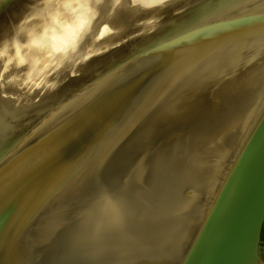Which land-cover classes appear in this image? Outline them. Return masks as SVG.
<instances>
[{
	"label": "water",
	"instance_id": "1",
	"mask_svg": "<svg viewBox=\"0 0 264 264\" xmlns=\"http://www.w3.org/2000/svg\"><path fill=\"white\" fill-rule=\"evenodd\" d=\"M172 1L119 24L114 0H94L96 36L70 56L51 46L63 17L6 58L0 264H264V55L250 51L221 95L196 76L202 49L264 25V0ZM9 17L1 40L21 24ZM119 25L133 28L115 38ZM40 59L25 87L20 68Z\"/></svg>",
	"mask_w": 264,
	"mask_h": 264
},
{
	"label": "bare ground",
	"instance_id": "2",
	"mask_svg": "<svg viewBox=\"0 0 264 264\" xmlns=\"http://www.w3.org/2000/svg\"><path fill=\"white\" fill-rule=\"evenodd\" d=\"M142 1L143 0H140V2H142ZM145 1H147V0H145ZM168 1L169 0H165V1H163V3L168 2ZM121 3L126 4L127 1L126 0H119V1L114 0L112 10H115V13L121 14L122 12H124V10H127V9L122 10L124 8V5L123 4L121 5ZM97 4L94 3V0H80V1L76 2V6H73V7H68V6L66 7L65 6V7H62L57 12V14L54 18V20H55L54 25L56 23L58 25V23L62 22L61 20L63 19V17H66V19L69 21V23H67L68 21H66V23H64L62 26L64 28L67 24H69V27H68V31L64 30L63 34H62V31L60 29L57 30L58 31L57 33L55 32V36L53 37L54 41L52 42L53 44L51 43L52 51L57 50L53 54L55 57H58V56L64 55V54L67 56H70L71 55L70 51L75 48L76 40L79 38V37H77V35H79L83 30H84L83 32H85V34L88 32L87 36L90 39H92L93 37L96 36V35H91V34L97 30L96 29L97 27H94L93 25L89 26L88 22L91 20V17H92V19L95 17L94 20L96 22H97V20H99V17H97V13L94 12V11H97V9H98V15L100 16L99 8L97 7ZM131 4H134L133 1H131ZM137 4H135V6ZM96 7H97V9L95 10ZM133 10H134V7H129V11L132 12V15H134ZM125 12L122 13L121 15L123 16L125 14ZM146 12L147 11H145V13ZM145 13H143L144 15L141 18L144 17L146 19L148 16H150V18H147L150 20L151 18H154L156 16V15H154L151 17V15H149L148 13H146V14ZM121 15H119V17L116 16L117 18L114 16L113 20L117 19L119 24H120V22H122L121 21L122 17H120ZM107 17H108L107 15L103 16V17L101 16L102 20L100 23H102L103 20L107 19ZM132 17L135 18V16H132ZM123 21H124V19H123ZM125 22H127V20ZM150 22L151 21H146L143 24L144 27L143 28L141 27L142 30L145 28H149L151 30L152 28H154L156 26V24H152ZM122 23L124 24V22H122ZM153 23H156V22H153ZM94 25H95V23H94ZM99 25H101V24H98V26ZM128 26H130V25H128ZM128 26H126V28L121 26V27H123V29H122V28H120V25H119L120 29L119 28H118L119 30L116 29L115 32L113 34H111V36H113L115 38L117 36L121 37L120 35L125 34L130 29L133 28V27H128ZM102 27H104L103 34H102V38H103L105 35H107L106 32H109V29L107 28L106 25H103ZM177 29H179V28H174L173 30H177ZM85 30H87V31H85ZM111 30H113V29L111 28ZM243 31H244L243 27H241L239 29H233V33L229 37L228 41L217 40V41H214L211 44V46L206 47L207 49H205V48L202 49V52L204 53V55L203 54L201 55V62L199 65L200 70L197 71L196 76H199V77L204 76L205 77V78L201 77L199 79V82H200L199 85L202 89L207 90L209 94L212 93L215 96L218 94L221 95L222 92L225 91V88H227L228 84L231 82V79H233V77L237 76V75L234 76L236 71L241 69V68L242 69L239 73L245 71V66H246L245 62H246L247 58L250 57L255 52V50L258 51L257 55H255L256 59L261 57L262 55H264V46H263L264 44L258 45V42L260 41L261 35L262 34L264 35V25L261 26L260 28H258V25L255 24L253 26H250L248 28V30H246L244 32ZM58 33H59V36H56ZM71 33H72V36H71ZM60 34H62V35H60ZM111 36H109V38ZM226 36H228V35H226ZM155 40H158V38H155V37L149 38V39L145 40V43H150V42H153ZM98 42H99V40L94 41V43H98ZM64 43L66 44L65 47L63 46ZM102 44L103 43L101 42L100 45H102ZM111 45H113V44L111 43L108 45H104L102 47L103 48L102 54L105 53L106 49H104V48L111 46ZM42 49H43V47H40L41 52H42ZM250 51H251V55H250ZM98 54H100V52H98ZM205 55H208V56L203 58ZM202 58H203V62H202ZM51 60H53V59H51ZM25 63L26 62L23 60L22 64H25ZM25 68L28 69V67H25ZM29 69H30V71H28V75L35 72V71H33V69H34L33 67H31ZM193 76H195V75H193ZM241 76L243 77L244 74L241 73ZM197 81H198V79H197ZM241 83L243 84L242 80H241ZM215 96H213V97H215Z\"/></svg>",
	"mask_w": 264,
	"mask_h": 264
},
{
	"label": "rangeland",
	"instance_id": "3",
	"mask_svg": "<svg viewBox=\"0 0 264 264\" xmlns=\"http://www.w3.org/2000/svg\"><path fill=\"white\" fill-rule=\"evenodd\" d=\"M77 1H80V0H20L18 2H17V0H14L9 5H7L4 8V12H2L0 19L2 18V19L10 20L11 19V17H9V14H10V16H13L14 18L17 16L16 17L17 20L21 19V24L18 23L16 25H12V23H10L9 25H11V26H9L8 28L6 27L4 29V31L2 32V34H4V35H3L2 40L0 38V70L4 66L5 61L7 59L11 58V56H10L11 51L15 52L16 48H18V47L21 50L27 51L28 45L25 42L28 43L29 38H31V36L34 33L41 34V32L43 30H46L49 27H51V25H54V21H55L54 18L56 16L57 12L62 7H65V6L66 7L67 6L68 7L76 6ZM131 1H133V3H134V4H132V5H134V10H133L134 15H132V12L129 11L130 6H127L128 5L127 3L126 4L121 3V5L122 4L124 5L123 10L127 9V10H124V12L125 11L126 12L123 16L121 14H118V13L114 14L115 17L116 16L119 17V15H121L120 16V17H122L121 21L124 22V24L126 23L125 22L126 20L127 21L132 20V18H133L132 16L142 17L144 15L143 13H145V11H147L146 13H148L149 15H150V13H152V14L156 13V10H160L161 8H163V6H166L169 3L173 2L172 0H169L168 2H164V3H163V1H165V0H147V1L143 0L142 2H140V0H131ZM101 3H102V0H101ZM101 3L99 2L100 7H101ZM135 4H137V5L135 6ZM114 16L112 17V19H114ZM123 19H124V21H123ZM107 28L109 29L110 32L112 31L111 28L113 29V27H109V26ZM82 32L80 33V35H78L79 38L76 40L75 46H77V44H79V46H81L82 44L85 43L84 42L85 35L81 36ZM4 36L6 38L5 40H4ZM40 58H41V56H40ZM12 59L13 60H10L8 62L10 66L13 65L14 63H16V61H17L15 59V57L14 58L12 57ZM40 62H41V59L38 62V64H40ZM50 63H48L46 65V64H44V60H42L41 64L39 66H37V68H35L33 65H31L29 63L27 66L29 68H31L33 66V68H34L33 71H35V72L39 69H43V70H41V72H42V71H44V69H46L50 65ZM24 68H25V66H22L20 69H23V73H21V74H22V76L25 75V79H24V81H22V79H21L23 77H19V79H20V81H22V83H24L25 87L26 86L27 87L33 86L34 82H35L34 81L35 78H37L38 74H40L41 72H39L38 74H37V72L36 73L33 72L34 74L32 73L31 76L29 75L26 77V71ZM0 76H1V74H0ZM25 90H27V89H25ZM16 99H18V97Z\"/></svg>",
	"mask_w": 264,
	"mask_h": 264
},
{
	"label": "crops",
	"instance_id": "4",
	"mask_svg": "<svg viewBox=\"0 0 264 264\" xmlns=\"http://www.w3.org/2000/svg\"><path fill=\"white\" fill-rule=\"evenodd\" d=\"M261 255H262V258L264 259V228H263V233H262Z\"/></svg>",
	"mask_w": 264,
	"mask_h": 264
}]
</instances>
